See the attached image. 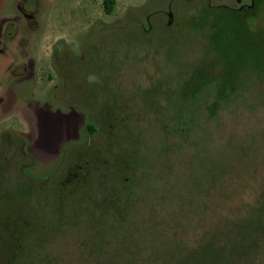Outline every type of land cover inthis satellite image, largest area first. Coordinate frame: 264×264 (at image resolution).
I'll list each match as a JSON object with an SVG mask.
<instances>
[{
	"label": "rangeland",
	"instance_id": "rangeland-1",
	"mask_svg": "<svg viewBox=\"0 0 264 264\" xmlns=\"http://www.w3.org/2000/svg\"><path fill=\"white\" fill-rule=\"evenodd\" d=\"M255 1L0 0V264H264Z\"/></svg>",
	"mask_w": 264,
	"mask_h": 264
},
{
	"label": "trees",
	"instance_id": "trees-1",
	"mask_svg": "<svg viewBox=\"0 0 264 264\" xmlns=\"http://www.w3.org/2000/svg\"><path fill=\"white\" fill-rule=\"evenodd\" d=\"M114 3H115L114 0H103L104 12L107 14L111 13L113 10ZM255 3H256V1L253 0L252 5L250 7H241L238 9L229 8L226 6H217V7H209L207 10H205L201 16V20L203 22H207V23L211 24V26H212V35L210 38V42L215 37L219 39L221 37L220 33L227 31V29H224V30L220 29L219 24L217 22H215V19H216L214 17L215 11H217V13H218V14L216 13L217 18H218L217 20L221 19V20L229 21L230 22L229 26L232 25L231 30L233 31V36L235 38H238L241 40L243 29L245 28L243 22H245V20L247 18H250V17L255 18L260 14L259 13L260 11L258 12V9H257V6ZM261 14L264 15V10H262V9H261ZM219 30H222V31H219ZM228 30H230V29H228ZM249 32L251 34H256L257 32H261V31L258 29H255L254 27H250ZM251 49H253V51L256 52L258 55V52L260 50L258 44L255 43V44L251 45Z\"/></svg>",
	"mask_w": 264,
	"mask_h": 264
},
{
	"label": "crops",
	"instance_id": "crops-1",
	"mask_svg": "<svg viewBox=\"0 0 264 264\" xmlns=\"http://www.w3.org/2000/svg\"><path fill=\"white\" fill-rule=\"evenodd\" d=\"M102 2H103V0H102ZM114 6H113V8H115L116 7V4H117V2H118V0H114ZM113 11V10H112ZM112 13V12H111ZM111 13H109V14H111ZM107 14V13H106ZM61 39V38H60ZM52 45H54V41H53V43H52Z\"/></svg>",
	"mask_w": 264,
	"mask_h": 264
}]
</instances>
